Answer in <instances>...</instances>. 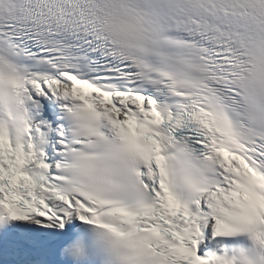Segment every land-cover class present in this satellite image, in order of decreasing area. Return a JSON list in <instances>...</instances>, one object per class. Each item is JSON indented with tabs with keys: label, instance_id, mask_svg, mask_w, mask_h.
I'll list each match as a JSON object with an SVG mask.
<instances>
[{
	"label": "snow or ice",
	"instance_id": "obj_1",
	"mask_svg": "<svg viewBox=\"0 0 264 264\" xmlns=\"http://www.w3.org/2000/svg\"><path fill=\"white\" fill-rule=\"evenodd\" d=\"M0 264H264V0H0Z\"/></svg>",
	"mask_w": 264,
	"mask_h": 264
}]
</instances>
